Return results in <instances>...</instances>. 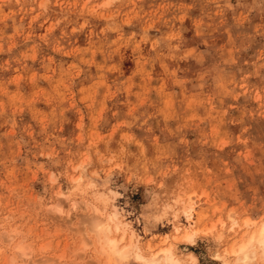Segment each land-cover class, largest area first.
<instances>
[{
    "label": "rangeland",
    "instance_id": "obj_1",
    "mask_svg": "<svg viewBox=\"0 0 264 264\" xmlns=\"http://www.w3.org/2000/svg\"><path fill=\"white\" fill-rule=\"evenodd\" d=\"M84 201L233 264L232 217L264 221V0H0V264H102Z\"/></svg>",
    "mask_w": 264,
    "mask_h": 264
},
{
    "label": "bare ground",
    "instance_id": "obj_2",
    "mask_svg": "<svg viewBox=\"0 0 264 264\" xmlns=\"http://www.w3.org/2000/svg\"><path fill=\"white\" fill-rule=\"evenodd\" d=\"M108 2L109 1H107L105 3H108ZM79 179H81L80 176H77L75 178L73 177L72 180H74V182L76 184L75 187H77V183H78ZM53 180H54V178H53ZM87 184H88V182H87ZM92 186H93V184H92ZM111 191H113V190H111ZM59 193H61V192H59ZM95 195H96V199H99V200H101V198L103 196L102 193H100V192H98ZM187 197H188L187 201L182 200L183 203L181 205V208L179 209L181 216H177V215L175 216L174 215V217H173L174 219H172L173 220V224H172L173 226L172 227H174L173 230H175L176 232H178L181 228V221H182L181 217H183V220L187 221L188 223L187 222L186 223L189 224L190 226H192L196 223L195 216H196V204H197V202L194 200L192 195H189ZM84 204L89 206L91 211H89L88 216L86 215L87 217H85V220H83V221L86 224V227L88 230L87 232H89L93 236V241L91 243H93V245L96 249L95 254L97 253V254L101 255V257L103 258L102 262L104 264H129L130 261L131 262L132 261L137 262L138 264H181V262H180L181 259L176 256V253L174 251L175 247L173 249L172 244H169V243H168L169 245H167V244L164 245L166 241L164 242V244H162L163 242H161V245L159 244L156 248L149 244V246H147V248H146L147 250H144L139 245V243H140L139 237H141V235L138 232L136 233L137 230L135 228L131 227L133 225H131L128 222H125L123 219L120 218V211L115 205H112L111 210H106L105 209L106 205H103V207L100 208L99 206L95 205L94 203H90L88 201H86V203L84 201ZM175 211L178 212V210H175ZM230 217H231V215H230ZM67 219H69V218H67ZM217 222H215L213 225H211V227H209V226H208V228L203 227V228H205L204 230H203V228H197V227L192 229V228H188L189 227L188 226V227H186V230H184V232L185 231L186 232L183 233L180 238L178 237V239L182 238L183 240H185L187 242L193 243L195 235L198 232L203 230L201 232L205 233L207 231V229H209V231L211 228L214 229ZM230 222H231V224H230L228 229H230V230L234 229V233L237 232V231H235V228L242 227V224H244L243 227L246 226L247 228L245 227L246 230L244 229L245 232L243 231L244 233H241L242 235L239 239H237V240H235L229 244V246H228L229 248L227 247L228 249L224 248L225 250L223 251V253H225V255L231 256V258L233 259V264H251V263L258 264L259 262H264V221L256 222L255 220L248 218V219L244 220V223L242 222L240 224L236 218L232 217ZM219 223L221 224L220 226H222V227L224 226L223 221L219 220ZM220 226H218V227H220ZM134 229L136 231H134ZM221 229H223V228H221ZM15 233H18V232L11 233V235L16 236ZM178 233H180V232H178ZM11 235H9V237H12ZM222 235H223L222 232L218 233V237L221 238ZM173 238L177 239L176 236ZM82 240H84V239L82 238L80 242H82ZM84 242L86 243V241H84ZM19 243H20V241H19ZM19 243L17 242V245L15 244L16 250L18 249V251H19V253H17L18 254L17 256L23 257L22 259H24L25 257H27L30 254V252L27 251L28 248H27V250L25 249L26 244L24 245L22 243H20V244ZM86 244L90 245V243H88V239H87ZM7 246H8V244H7ZM86 246H88V245H86ZM13 247H14V245H13ZM84 247L85 246H83V248ZM81 248L82 247H80V249ZM16 250H13V251H16ZM77 252H78V250L76 251V253ZM216 256L219 257L220 255H218L216 253ZM5 258H6V256H5ZM57 258H59V257L57 256ZM190 258H191L190 261L192 263L195 260V257L193 255H190ZM27 259H30V258L27 257ZM53 259H55V258H53ZM2 262L3 261H1V263ZM33 262H34V260H33ZM27 263H30V261H27ZM5 264H6V262H5ZM9 264H13L12 261H10ZM46 264H47V262H46ZM54 264H56V263H54ZM57 264H58V261H57ZM59 264H61V263L59 262Z\"/></svg>",
    "mask_w": 264,
    "mask_h": 264
}]
</instances>
